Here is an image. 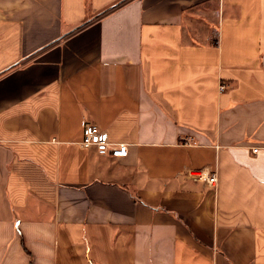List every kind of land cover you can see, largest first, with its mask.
<instances>
[{
	"label": "crops",
	"instance_id": "crops-1",
	"mask_svg": "<svg viewBox=\"0 0 264 264\" xmlns=\"http://www.w3.org/2000/svg\"><path fill=\"white\" fill-rule=\"evenodd\" d=\"M0 264H264V0H0Z\"/></svg>",
	"mask_w": 264,
	"mask_h": 264
},
{
	"label": "built area",
	"instance_id": "built-area-1",
	"mask_svg": "<svg viewBox=\"0 0 264 264\" xmlns=\"http://www.w3.org/2000/svg\"><path fill=\"white\" fill-rule=\"evenodd\" d=\"M220 88L225 90L226 86L222 84ZM82 145L86 148H96L100 155L108 157H126L129 154L127 143L110 141L107 132L95 124H87L84 127ZM254 151L257 152L258 148H255ZM189 174L196 179L207 182L210 186H216L218 183L217 174L209 173L204 169L191 170Z\"/></svg>",
	"mask_w": 264,
	"mask_h": 264
}]
</instances>
